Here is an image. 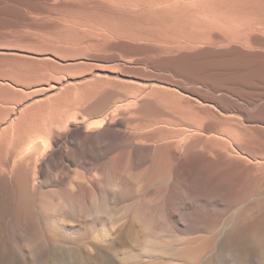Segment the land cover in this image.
<instances>
[{
	"label": "rangeland",
	"instance_id": "1",
	"mask_svg": "<svg viewBox=\"0 0 264 264\" xmlns=\"http://www.w3.org/2000/svg\"><path fill=\"white\" fill-rule=\"evenodd\" d=\"M122 1L123 0H73V1L72 0H39V1L38 0H36V1L35 0H4V1L0 0V109H1L0 110V124H1L0 126L2 127V130L0 127V132L3 131V132H1L2 135L0 134V138H1V136H2V138H4V135L7 136L4 139H2V138L0 139V173H1L0 177L4 178L3 180L0 181V232H1L0 233V257H1L0 264H56V263L57 264H80L81 261L83 262L81 264H104V263L105 264H123V262H124V264H137V263L138 264H164V263L165 264H167V263L178 264L175 259L168 261L166 259L163 260L164 257H161V258H157L158 260H156V258H153L154 259L153 260L150 258L149 259L145 258L144 254L142 256L141 250H142V247L144 246V243H145V239H143V238H146V236H150L151 240H150V242H148V244L151 247H154L156 249H167L168 247L170 248V247L177 245L179 243H187V242H192V241H197V240L205 241L206 239L209 240L208 238H210V237H211L210 240L211 239L218 240L219 239L218 234H219V237H221L222 234L228 230V228L231 229L233 227L232 223L234 224L238 220H239V222L242 223V224L240 223V229L241 230H239V232H238V239H237L238 242L242 243V245L239 243L241 245L240 248L245 250V251L249 250L250 252L253 253L252 262L250 264H258V262H257L258 257L260 256L263 258V253H264V220H262V219H264V196H263L264 195V186L262 187L261 191L255 193V194H252V195H250L247 198H244L242 200L237 201L235 196H236V193H237V190L239 189V187H242L246 184H255L256 182H258L256 179L250 178V177L244 175L245 173L243 172L242 166L243 167H249V168L254 167L256 170V172H255L256 174H260L261 172H263L264 159H262V158H264V120H263L262 116H259V118L262 120H260L258 118V116H256V117L254 116V118L248 117L249 119H247V117L242 112H240L236 109H235L236 110L235 111L234 109H231L229 106L233 100L236 101V99L237 100L240 99L236 102L238 104L244 106L245 108L248 107L246 109L248 111H250L251 113H253L254 108L248 105V101H247L248 96H252V94L253 95L254 94H257V95L264 94L263 93L264 82L263 81H254L253 83L248 84V85L247 84H241L240 82H233L232 85H230L226 82H223L221 80V78H214L212 76L210 77L209 75L203 74V73H201L195 69H176L171 65L164 64L163 60H164V58H166L168 56H171V55H174V54H177L180 52L193 53L195 51H198L199 49L201 50V49H208V48L209 49L212 48V50L217 51V52L229 50L231 48H236V49H239L243 52L246 51L248 53H264V7L258 6L257 8H252V7L249 8V7L239 6L240 4H236L234 6H224V7L218 8L215 11V13L217 15V17H216L217 19L213 18L212 21L210 20L209 22H204V21H201L197 18V19H195V21L193 23H188L186 21L176 19V17L172 16V15L171 16L170 15L137 16L133 13H128L125 10V9H128L131 6V4H136L137 2H142V3L143 2H152L153 0H145V1L144 0H142V1L141 0H124L123 2ZM113 2H116L115 3L116 5ZM93 3H94V5H93ZM5 6H6V8H5ZM119 6H122V7H119ZM5 9H7V11H9V12L5 11ZM229 13L231 16L229 15ZM4 15H5V17H4ZM59 15H60V17H59ZM227 15L230 16V19H229V16L227 19ZM75 18H76V20H74ZM218 18H220V20ZM232 19H233V21H232ZM52 20L54 23H52ZM216 20H218V21L216 22ZM62 21H64V22H62ZM68 21H69V23H66ZM74 21H76V22H74ZM225 21H226V23L227 22H229V23L226 24ZM236 22H237V25H236ZM76 23H77V25H76ZM211 23H212V25H210ZM230 23H234V25L232 24L234 27H232L230 25ZM65 24H67L68 26ZM84 26H85V28H86V26H88L90 28L87 27L85 30ZM230 26H231L232 30H231ZM75 27H77L76 29L78 31L75 30ZM102 27H104V29ZM246 27L247 28L249 27V29H247ZM237 29L239 31H237ZM243 29L248 30V32H245V31L242 32ZM253 29H254V31H253ZM99 30H101V31H99ZM89 31H91L92 33ZM74 32H75V34H74ZM88 32L90 35L88 34ZM101 32H102V34H101ZM233 32H235V33H233ZM83 36H85L86 38ZM149 36H152V37H149ZM228 36H229V40H228ZM222 37H224V38H222ZM103 39H104V41H103ZM183 39L184 40L186 39V41L191 40V41H193L194 44H189V43L187 44V42L184 41ZM67 40H68V42H67ZM113 40H115V41H113ZM147 42H149V43H147ZM179 42H182V45L179 47H176L177 50H175V52H173V53L169 52L168 47L172 46L174 44L178 45ZM160 43L162 45H160ZM199 43H200V45H199ZM203 43L206 45L204 46ZM231 43L232 44L234 43V44L232 45ZM40 44L42 46H40ZM196 44H198V45H196ZM202 44H203V47H202ZM227 45H229V46H227ZM64 46H66V47H64ZM212 46H216V48L212 47ZM112 47H114V48H112ZM181 47H184V48H181ZM218 47L220 49H218ZM97 48L100 51L97 52V50H98ZM142 48H144V49H142ZM7 51L10 53H7ZM50 54H52V55H50ZM123 54H125V56ZM164 54H165V56H164ZM113 55L115 58H114V60H111L112 61L111 62L110 59L113 58ZM58 56H59V58H58ZM71 56H73L76 60ZM96 56L98 58H96ZM222 56H224V55H222ZM222 56H220L219 58H221ZM68 57L70 59L71 58L72 59L70 60ZM227 57H229V56H227ZM130 58H132V60ZM59 59H61L62 61ZM215 59H217L215 56H209V58H206L204 61L212 64V61ZM95 60H97V61H95ZM126 60H128V61H126ZM141 60H144V61H141ZM147 61H149V62H147ZM99 63L103 64V65H100ZM133 64H135V65H133ZM196 64L199 65V63H196ZM105 65H106V67H105ZM138 65H141V66H138ZM193 66H194V64H193ZM112 68H114V70ZM68 69H70V70H68ZM41 70L44 71L43 73L45 75L42 73ZM232 70L231 69H217L215 72H217L220 75L229 73V74L235 75V76H237V75L243 76L245 74H249L246 70L244 71L243 69H239V70L234 69L233 71ZM236 70H238V71L236 72ZM161 71L163 73H160ZM240 71H242V73ZM168 72L173 73L174 75L173 74L169 75ZM176 72H179V74L178 73L176 74ZM251 72L253 73V71H251ZM10 73H11V75H10ZM91 73L93 74L92 76H91ZM191 73H193V74H191ZM66 74L68 76H66ZM148 74H150V75H148ZM166 75H168V76H166ZM198 75H200V76H198ZM203 75H205V76H203ZM98 76H100L101 78H99ZM105 76L107 77L106 78L107 80L105 79ZM148 77L150 79L152 77V79H151L152 81H150V79ZM153 77H155V78H153ZM95 78L97 80L96 82L102 81L101 82L102 84L99 83V84H101V86L98 85V83L96 85V82L94 80ZM176 78H177V80H176ZM55 79L56 80L58 79L57 83H56ZM89 79H91L92 81L94 80V82L90 83ZM102 79H105V82ZM142 79H143V81H141ZM158 79L160 80V82ZM218 79H220V80H218ZM4 80H5V82H4ZM65 80H66V82H65ZM108 80L110 83L108 82ZM138 80H139V82H138ZM121 81H123V82L121 83ZM186 81H187V83H186ZM189 81H190V83H189ZM7 82L9 84H7ZM84 82L86 84H84ZM119 82H120V84H119ZM154 82L159 85V86H157V88H159V90L161 91L160 92V100H159L160 103L157 105V107L151 106L152 108L148 107V108H144V109L137 107L135 109H132L133 111L131 110L126 116L118 115L117 117H119V118L121 117L120 121H119V118L111 115V113H112L111 110L114 111L117 107L126 105V103L128 104L134 97L140 95L141 91L143 89H150L149 84H152ZM164 82H165V84H164ZM59 83H60V85H59ZM63 83L66 86V90L64 88L65 86ZM66 83H67V85H66ZM126 83L128 84L127 88H129V89L126 88ZM191 83L194 84V86H192ZM199 83H200V85H198ZM77 84H78V86L79 85L81 86V87L79 86L80 90L77 87ZM87 84H89V87H90V85L92 87H90V89H89ZM123 84H125V85H123ZM183 84H185V85H183ZM188 84H189V86H188ZM220 84H221V87H217L215 89L214 86H217ZM235 84H236V86H235ZM20 85H23V86H20ZM52 85H56L58 87V88H55L57 91L53 87H52L53 90L51 89ZM68 85H69V87H68ZM122 85L125 86L124 88L127 89L126 91L124 90ZM12 86H13V88L14 87L15 88L13 89ZM33 86H34V88H33ZM129 86H131V87H129ZM140 86H143V87H140ZM43 87L49 88V89H44ZM75 87H77V88H75ZM181 87H183L185 89H183ZM11 88H12V90H11ZM189 88H190V90L191 89L196 90L198 93V97H200L197 99V101L196 100L193 101V104H192L193 107L188 106L185 103V100H190L189 97L187 95H185V94H189L187 92L189 90ZM36 89L38 90L37 93H35ZM71 89L73 90V92ZM74 89H75V91H74ZM85 89H87V91ZM39 90H41V91H39ZM137 90H139V91H137ZM184 90H186V91H184ZM224 90H226V91H224ZM7 91H9V92H7ZM12 91H13V93H12ZM60 91H62L63 93ZM76 91L77 92L80 91V92H78L79 94H77ZM178 91L181 93H179ZM101 92L104 95L101 94ZM60 93H62L63 96ZM66 93H67L68 97H67ZM75 93H76L77 99L74 95ZM114 93H116L117 95H114ZM223 93H224V96H222ZM56 94H58V95L54 96ZM77 95H79V98ZM126 95H128L127 98L128 97H130V98L127 99ZM27 96L31 99H29ZM49 96H51V97H49ZM108 96H110V97H108ZM204 96H207V97L216 96L217 98H224V99L221 100L222 102L218 101V104H220L218 106V104L216 102H214V103L210 102L209 100H206L204 98ZM232 96H233V98H232ZM2 97H4V98H2ZM25 97H27L29 100ZM48 97L51 99H49ZM201 97H203L204 99ZM240 97L243 99H241ZM104 98H106V99H104ZM35 99H37V103L34 102ZM67 100H68V102H67ZM261 100L264 101L263 99L260 98L258 103L261 102L260 104H263L264 102H262ZM23 101H24V103H23ZM41 101L42 102L45 101L46 103H42ZM117 101L120 102L119 105H118ZM241 101H243V102H241ZM1 102L4 104H2ZM25 102L28 104L26 105ZM50 102H52V103L50 104ZM5 103H6V108H5ZM10 103H13L14 105H12ZM34 103H36L35 104L36 106H33ZM18 104H19V106H18ZM20 104H21V106H20ZM52 104H54V105H52ZM209 104H211V105H209ZM1 105H2V107H1ZM31 105H32V108H30ZM48 105H49V107H48ZM51 105H52V108L50 107ZM28 106H30L28 109V112H25ZM56 106H57V108H56ZM115 106H117V107L115 108ZM179 106H181V107H179ZM61 107H64V109ZM208 107L210 110L208 109ZM3 108H5L7 110L4 111ZM23 108H24V110L22 112H25V113L22 114V112L20 110ZM50 108L53 109V111H51ZM157 108H159V109H157ZM249 108H250V110H249ZM2 109H3V111H2ZM61 109H63V111H61ZM90 109H91V111H90ZM225 109L227 111H229V110L230 111L227 113ZM17 110H19V111H17ZM56 110L59 112H64L65 115H68L69 112H73V113H70L71 115L70 114L69 115L73 116V119L77 117L78 120L75 119L76 120L75 121L70 116H66L68 118L70 117L71 120L68 121L67 120L68 118L67 119L65 118L61 122L62 124L61 123L60 124L55 123L51 126V122H52L53 118L50 116L52 114L53 115L56 114L57 113ZM74 110L77 111V114H76V111H74ZM221 110L225 111L226 114ZM33 111L35 112V114H37L39 112V113H44L45 115L39 114V115L35 116L37 119L36 118H35V120L33 119L34 121H36L33 123V126H40V125L41 126L37 129L34 128L36 131L33 132L32 136L33 137L36 136L39 139V143H41L40 141H42L43 139H46L48 137L49 138L52 137L50 139L52 141L49 140L48 143L46 142L47 145H49V144L51 145L50 150L48 148L50 145L48 147H46L47 145H45V140H44L43 144L45 146H43L42 144L40 145L39 153L36 152L33 156L30 157L31 159L27 158V161H29L28 163L25 160L27 164L24 162L25 165H23V168H22V171L20 174L23 173V174L29 175L27 177H29V179H32V180H29L30 183L24 191L21 187L16 185L15 182L13 181L12 176H13V174L15 175V173L17 171V168L15 166H13V159H14V165H15V161H16L15 158H17V157L19 158V156L21 155L20 153L25 152V150H26L25 148L28 146V144H27L28 142L23 143V144H27V145H24V146H26L24 148L23 144L18 146L17 144L15 145L14 143H12L10 141L12 139L11 136H13L12 135V131H13L12 128L15 127L17 122L19 120H21L22 117L25 116L26 114L32 115V116L35 115ZM49 111H50V113H49ZM4 112L6 114H3ZM107 112L110 114H108L109 119H108V122L105 124L106 127L105 126H104L105 128L104 127H102V128L93 127V123L98 121L99 119L103 118L104 116H106ZM12 113L14 114V116ZM82 113H83V115H82ZM49 114H51V115H49ZM237 114H239V117H237L238 116ZM41 115H43V116H41ZM225 115H226V117H225ZM227 115H229V117ZM38 116L44 120L45 124L48 121L47 126L49 128L52 127L50 135L48 134V133H50V130H47L48 128L46 129V127H43L46 125L44 124L43 120L41 121L40 118L38 119ZM92 116L95 118H93ZM13 117L14 118L16 117V118L13 119ZM124 117H127V118L125 119ZM1 118H2V120H1ZM84 118H86V119H84ZM92 118H93V120H92ZM112 118L114 121H118V122L117 123L116 122H114V123L110 122ZM172 118H174V119L172 120ZM245 118L249 121L246 120L247 121L246 122ZM241 119H243V120L241 121ZM8 120H10V122ZM11 120L13 122V126H12V128L9 129L8 127L12 124ZM82 120L83 121L86 120L87 121L86 124L83 123ZM1 121H2V123L3 122H5V123L2 124ZM65 121L66 122L68 121L67 123H69V124L64 125ZM187 121H188V123H191V124H187L186 123ZM261 121H263V122H261ZM163 122L166 123L165 125H167V126H165ZM252 122H253V124H252ZM258 122H260V123H258ZM7 123H8V126L6 125ZM42 123H43V126H42ZM247 123H249V124H247ZM160 124L163 126H161ZM61 125H63V126H61ZM113 125L116 129L113 128ZM190 125H192L193 127ZM244 125H246V126H244ZM5 126H7L8 129ZM156 126H158V127H156ZM199 126H201V127L199 128ZM180 127H181V129H178ZM5 128H6L7 132L5 131ZM43 128H44V130H43ZM127 128H128V131H127ZM191 128H193L194 130ZM202 129L206 133H204L202 131ZM251 129H253V130H251ZM9 130H12V131H9ZM92 130H94V131H92ZM152 130L156 131V132L154 131L155 134L152 133ZM131 131L132 132L134 131V132L132 133ZM150 131H151V133H150ZM190 131L192 132L190 135H191L194 143H193L191 154L188 157V159L187 160L179 159L181 153L177 149L176 151H177V154L179 157L177 159H175V160L173 159L171 161L172 165H173L172 166V174L174 173L173 176H171L172 179L166 180L165 181L166 183L164 182L163 183L164 185L160 184V186H158V184L155 185L153 183H149V180L145 174H146L147 170L149 169V167L151 166L152 153L148 150V147L156 145L155 143L158 141V142H162V144H166L168 142L173 143V145L175 146V149H176L178 147L177 145L185 143V139H183V137H185L186 135L185 136H182V135H184ZM3 133H4V135H3ZM6 133H8V134H6ZM13 133H14V131H13ZM44 134H45V136H44ZM168 134H170V137ZM211 134H213V135H211ZM220 134L222 136H220ZM225 134H227L226 135L227 137L229 135H231L232 140L230 139L231 136H229L230 138H227L226 136H224ZM9 136H10V138H9ZM80 136H82L83 138L82 137L80 138ZM157 136L159 137L158 139L160 141L157 139ZM173 136L176 137L178 140L176 141L175 138H173ZM241 136H242V138H241ZM223 137H225V138H223ZM57 138H58V140H57ZM171 138H173V139H171ZM146 139H147V141H146ZM149 139H151V140H149ZM228 139H230V142ZM233 139L235 142L233 141ZM82 140H83V142H82ZM111 140H112V144L110 142ZM152 140H154V141H152ZM155 140H156V142H155ZM163 140H165V141H163ZM8 141H9V143H8ZM46 141H48V140H46ZM54 141H56V142H54ZM149 141H151V142H149ZM179 141H181V143ZM4 142H6V143H4ZM94 142L97 144L99 142V144L95 146ZM147 142L150 144H147ZM158 142H157V144H158ZM2 143H3V145H2ZM10 143H12L11 145L14 144L13 148H12V146L10 147ZM120 143H121V145H120ZM118 144H119V146H115ZM159 144H161V143H159ZM8 145H9V147H7ZM81 146L83 148H81ZM97 146H98V148H97ZM146 146H148V147H146ZM232 146H233V148H232ZM1 147H3L2 150H1ZM21 147L23 148V150H21L22 149ZM43 148H44V150H43ZM45 148L46 149L48 148V149L45 150ZM256 149H257V151H256ZM9 150H10V152H8ZM17 150H18V152H20L19 154H18ZM223 150H225L226 152ZM50 151H51V153H50ZM140 151H142V152H140ZM229 151H230V153H229ZM231 151H232V153H231ZM46 152H48V153L46 154ZM235 152L238 154H234ZM142 153L144 154L143 156H142ZM239 153H241V155ZM7 154H9V155H7ZM137 154H138V156H137ZM247 154H249V155H247ZM15 155H17V156L15 157ZM137 157H139V158L136 159ZM140 158H142V159H140ZM116 159H118V160L120 159L122 162L128 163L129 172L134 176L135 181H136V188H138L140 190V192H139V190L136 189L137 190V196H136L137 199L134 198L135 200L125 202L124 199L117 197L113 192L111 195L107 196V200L105 202V204H107L105 206L106 212H104L106 218L104 217V213H101L102 216H100L101 214H98L96 212H91V213L83 212L82 210L75 208L73 206H68L67 209H69V210H67V209L59 210L55 206H46V205H44L41 208V210L39 209V206H41L43 204L41 202V200H39V198H42V196H45V195L48 197L50 195H57V194L60 195L66 187L75 188L76 184H78V182L81 180L85 181V183L81 181L82 184L84 183L87 185H91V184L97 183L98 186L100 185L99 187H102L105 184L104 180L105 179L107 180V174H108L110 166L112 164L110 161H114ZM259 160H261V161H259ZM262 160H263V162H262ZM26 166L29 168H27ZM183 168L185 169V171L181 170ZM188 168H192V169L190 170ZM10 169H12V171ZM193 169L195 170L194 172L192 171ZM177 171H178V173H177ZM184 172H185V174H184ZM190 173H193V174L191 175ZM183 174H184V179H183ZM6 175H7V178H6ZM197 175H200V176H197ZM201 175H202V177H201ZM218 175H220V176H218ZM141 176H142V178H141ZM193 176H194V178H193ZM175 178H176V180H174ZM182 180L184 182L187 181L186 183L188 184V186L186 183H183ZM141 181L143 183L144 182L145 183L142 184ZM169 181L171 183H169ZM181 181H182V183H181ZM192 181H193V183H192ZM100 182H102V184H100ZM205 182H206V184H205ZM173 184H174V186H173ZM183 184H186V185H183ZM194 185L196 186V188L193 187ZM189 186H191V188H194V189H191ZM203 187H205V188H203ZM37 188H39V190ZM172 188H175V189L178 188V191L179 190L184 191V192L183 191L181 192V195L177 194L175 196V198L172 196L173 191H170L167 193L166 198L168 199L169 203H171V206L170 207L168 206V208L166 210H167V212L168 211L170 212L172 210L173 213H175V214L169 215V212H168V215L170 217L169 216L167 217L165 224L162 226L163 228H161V226L160 227L159 226L154 227L155 229L153 228L149 232L151 233L152 231H154V230L155 231L149 235V232L144 231L139 226V224L135 220H133L134 219L132 217L133 212L128 210L129 206L131 204H136V202L142 203V202H145L146 200L154 199V198H156L155 196H158V195L160 196V194L165 189H172ZM157 189H158V191H157ZM196 189H198V190H196ZM2 193H3V195H2ZM138 193H139V195H138ZM193 193L194 194L196 193L198 195L195 196L196 194L194 195ZM209 193L210 194L212 193V195H210ZM200 195H203V196H200ZM204 196L205 197L208 196V197L205 198ZM111 197H112V199H111ZM147 197L149 199H147ZM257 197H259L260 199L262 198V199L257 200L258 199ZM20 198H21V201H20ZM190 198L193 201L191 200V201H189L190 202L189 203L187 201ZM212 198H214V199H212ZM115 199H116V201H114ZM206 200L207 201L209 200V202L206 203ZM210 200H212V203L215 201L214 205L217 203V205H215V207H214V209L216 208L215 210H213L214 205L210 202ZM219 200H220V202H219ZM112 202H114L113 205H112ZM181 202L183 204H190L191 209H187V208L185 209L184 205L183 206L180 205V204H182ZM221 202H223V203H221ZM226 202L228 204H226ZM17 203H19V204H17ZM219 203H221L220 204L221 206L220 205L218 206ZM243 203H244V205H242ZM177 204H179V206H176ZM224 204H226V205H224ZM12 205H13V207H12ZM124 205H126V206L124 207ZM192 205H194L195 207H192ZM238 205H240V206H238ZM35 206H36V208H35ZM205 206H206V208H205ZM209 206H210V208H209ZM179 207H181L180 211H178ZM183 207H184V209H183ZM211 207H212L213 212H211L212 211ZM236 207H238V208H236ZM259 207H260V209H259ZM6 209H8L9 211ZM16 209H17V211H16ZM122 209H123V211H122ZM202 209L204 212V216H203ZM234 209H235V211H233ZM174 210H175V212H174ZM185 210H187V211H185ZM193 210L195 213H193ZM208 210L210 211V213H212L211 214L212 216H210V214H207ZM216 210H217V213L216 212L214 213V211H216ZM8 212H9V214H8ZM124 212H125V214H124ZM176 212L178 214H176ZM184 212H185L186 216L184 215ZM233 212L235 213L236 216L234 215ZM190 213L192 214V216L190 215ZM230 213H232L233 215ZM181 214H183V216L181 217L182 220L179 219ZM215 214L219 215L218 218L215 217L216 216ZM242 214H243V216L247 215L246 217H248V216L249 217L244 218L242 216L240 219H238ZM38 215H40V216H38ZM126 215L128 217H126ZM206 215H207V217H206ZM229 215H230V217H229ZM203 217L205 219H203ZM213 217H214V220H213ZM100 218H102V219L100 220ZM169 218H170V220H169ZM225 218H227L226 221H225ZM10 219H11V221H10ZM15 219H16V221H15ZM79 219H81V220H79ZM175 219H176V221H175ZM183 219L185 220V222ZM39 220H41V221H39ZM92 220H94V221L90 222ZM232 220H234V222ZM23 221L25 222L24 224H23ZM181 221H183V223ZM186 221H188V223H186ZM197 221L199 224L201 223V226L198 225ZM224 221H225V223H227V225L224 223ZM71 222H73V224ZM83 222L85 224H83ZM203 222H205V224L206 223H209V224L208 225L206 224V227H205V224H203ZM213 222H214V224H213ZM9 223H11V224H9ZM92 223L95 225H93ZM174 223H175V225H174ZM189 223H191V225ZM228 223L231 224L232 226L229 225ZM97 224H98V227H97ZM22 225H23V228L20 229V226L22 227ZM187 225H188V227H187ZM222 225H224V226H222ZM37 226H38V228H40V227L41 228L38 229ZM184 226H186V227H184ZM208 226L211 227L209 230H208ZM229 226H231V228ZM178 227H180V231L182 233L180 231H178V229H179ZM199 227H202L203 229L199 228ZM216 227L218 229H216ZM220 227L221 228L224 227L223 231ZM65 228H66V230H65ZM121 228H124L126 230H130L133 233L132 234L129 233L127 235V238H126L122 248L114 249L113 248L114 239L111 238V236L113 235L111 232L115 233L116 231H118ZM225 229H227V230H225ZM38 230H40V232L42 233L41 235H39V237H38L37 233L35 232ZM71 230L72 231L75 230V231H73L75 234ZM198 230H200V231H198ZM205 230L207 233L205 232ZM218 230H219V233H218ZM20 231H22V232H20ZM40 232L38 234H40ZM134 232H135V234H134ZM143 232H146V234L145 233L143 234ZM220 232H221V235H220ZM84 233H85V235H84ZM200 233L201 234L203 233L205 236L203 234L201 235ZM108 234L110 237L108 236ZM257 234H259V235H257ZM3 235H4V237H3ZM106 235H107V237H106ZM214 235H216L217 238ZM244 235H245V237H244ZM41 236H43V237H41ZM47 236H49V238ZM260 236H262V237H260ZM66 237L69 238L68 241H67ZM65 238H66V240H65ZM180 238H182L183 240H179ZM204 238H205V240H204ZM261 238H262V240H261ZM39 242L41 244H39ZM55 242H57V243L55 244ZM139 242H140V245H139ZM64 243H66V244H64ZM243 243H244V246L246 247V249H245V247L243 248ZM35 244L39 248L36 251L38 253H41V254L38 258L35 259V261H33L32 258H29L30 257L29 251L31 248H33V246ZM68 244H71V245H68ZM9 245L11 246V248L14 245L13 249H11ZM56 245H58V246H56ZM138 245H139V247H138ZM71 246L73 248H71ZM108 248H110L111 251ZM106 249H108V250H106ZM255 249L257 251H255ZM14 250L17 253H15ZM56 250H58V252ZM69 251H71V252H69ZM116 251L117 252L120 251V253L119 252L117 253ZM123 251H125V252L129 251L128 254L133 255L135 257H133L132 259H127L124 261L122 259V258H124V256L121 255L120 258L122 259V261H121V259H119V261H117L115 256H118V254H122ZM258 252H259V254H258ZM19 253H21V254H19ZM62 253H63V255H62ZM255 253H256V255H255ZM13 254H14V256H13ZM113 255H114V257H113ZM74 256H76V258ZM86 257L88 258V260ZM97 257H100V258L98 259ZM59 258H61V259L63 258L64 261L63 260L61 261V259H59ZM82 258L84 259V261ZM77 259H79V260L77 261ZM161 259L163 261H161ZM99 260H101V261H99ZM128 260H129V262H128ZM39 261H41V262H39ZM97 261H98V263H97ZM155 261H157V262H155ZM219 264H222V263H219Z\"/></svg>",
	"mask_w": 264,
	"mask_h": 264
},
{
	"label": "bare ground",
	"instance_id": "2",
	"mask_svg": "<svg viewBox=\"0 0 264 264\" xmlns=\"http://www.w3.org/2000/svg\"><path fill=\"white\" fill-rule=\"evenodd\" d=\"M4 1V0H3ZM36 1V0H35ZM39 1V0H38ZM73 1V0H72ZM124 1V0H123ZM122 1V2H123ZM142 1V0H141ZM145 1V0H144ZM81 2V1H80ZM130 2V1H129ZM239 2V3H238ZM2 3V2H1ZM83 3V2H82ZM108 3V2H107ZM114 4L116 3V2H113ZM118 3V2H117ZM125 3V2H124ZM119 4V3H118ZM236 4H240L239 6H242V7H249V8H257L258 6H261V7H264V0H153L152 2H137L136 4H131V6L128 8V9H125L126 10V12H128V13H133V14H135V15H137V16H144V15H150V16H162V15H172V16H175L176 17V19H180V20H183V21H186V22H188V23H193L194 21H195V19H199V20H201V21H204V22H209L210 20L212 21V19L213 18H215V19H217L216 17H217V15H216V13H215V11L218 9V8H220V7H224V6H234V5H236ZM6 5V4H5ZM93 5H94V3H93ZM116 5V4H115ZM69 6V5H68ZM108 7V6H107ZM118 7V6H117ZM116 7V8H117ZM119 7H122V6H119ZM126 7V6H125ZM124 7V8H125ZM237 7V6H236ZM5 8H6V6H5ZM3 11V10H2ZM5 11H7V9H5ZM7 12H9V11H7ZM17 12V11H16ZM15 12V13H16ZM14 13V12H13ZM23 13V12H22ZM9 14V13H8ZM12 14V13H11ZM22 15V14H21ZM24 15V14H23ZM229 15H230V13H229ZM229 15H227V19H228V16ZM123 16V15H122ZM125 16V15H124ZM169 16V17H170ZM231 16V15H230ZM230 16H229V19H230ZM4 17H5V15H4ZM3 17V18H4ZM59 17H60V15H59ZM71 17V16H70ZM2 18V19H3ZM127 18V17H126ZM233 18V17H232ZM72 19V18H71ZM214 19V20H215ZM219 20H220V18H218ZM74 20H76V18L74 19ZM223 20V19H222ZM73 21V20H72ZM218 20H216V22H217ZM232 21H233V19H232ZM56 22V21H55ZM62 22H64V21H62ZM61 22V23H62ZM74 22H76V21H74ZM48 23V22H47ZM51 23V22H50ZM49 23V24H50ZM52 23H54L53 22V20H52ZM66 23H69V21L68 22H66ZM78 23V22H77ZM77 23H76V25H77ZM127 23V22H126ZM225 23H226V21H225ZM227 23H229V22H227ZM226 23V24H227ZM43 24V23H42ZM74 24V23H73ZM91 24V23H90ZM89 24V25H90ZM163 24V23H162ZM234 25V23H230V25L232 26V27H234L233 25ZM65 25H67V24H65ZM210 25H212V23L210 24ZM236 25H237V22H236ZM235 25V26H236ZM46 26V25H45ZM44 26V27H45ZM51 26V25H50ZM68 26V25H67ZM231 26H230V28H231ZM240 26V25H239ZM238 26V27H239ZM252 26V25H251ZM250 26V27H251ZM49 27V26H48ZM47 27V28H48ZM88 26H86V28H87ZM107 27V26H106ZM227 27V26H226ZM253 27V26H252ZM52 28V27H51ZM66 28V27H65ZM77 27H75V30H77L76 29ZM83 28V27H82ZM84 28H85V26H84ZM86 28H85V30H86ZM88 28H90V27H88ZM103 29H104V27H102ZM150 28V27H149ZM247 28V27H246ZM102 29V30H103ZM158 29V28H157ZM247 29H249V27L247 28ZM67 30V29H66ZM84 30V29H83ZM88 30V29H87ZM93 30V29H92ZM231 30H232V28H231ZM55 31V30H54ZM78 31V30H77ZM82 31V30H81ZM94 31V30H93ZM99 31H101V30H99ZM98 31V32H99ZM130 31V30H129ZM236 31V30H235ZM237 31H239L238 29H237ZM242 31V30H241ZM248 32V30H244L243 29V31L242 32ZM251 31V30H250ZM253 31H254V29H253ZM89 32H91V31H89ZM89 32H88V34H89ZM104 32V31H103ZM258 32V31H257ZM92 33V32H91ZM94 33V32H93ZM233 33H235V32H233ZM232 33V34H233ZM250 33V32H249ZM74 34H75V32H74ZM101 34H102V32H101ZM218 34V33H217ZM69 35V34H68ZM84 35V34H83ZM86 35V34H85ZM90 35V34H89ZM219 36V35H218ZM83 37H85V36H83ZM89 37V36H88ZM98 37V36H97ZM117 37V36H116ZM149 37H152V36H149ZM227 37V36H226ZM225 37V38H226ZM76 38V37H75ZM86 38V37H85ZM222 38H224V37H222ZM102 39V38H101ZM105 39V38H104ZM104 39H103V41H104ZM129 39V38H128ZM66 40V39H65ZM148 40V39H147ZM182 40V39H181ZM180 40V41H181ZM184 40V39H183ZM228 40H229V36H228ZM263 40V39H262ZM43 41V40H42ZM108 41V40H107ZM110 41V40H109ZM113 41H115V40H113ZM122 41V40H121ZM184 41H186V39L184 40ZM67 42H68V40H67ZM96 42V41H95ZM124 42V41H123ZM146 42V41H145ZM187 42V44L189 43V44H194L193 43V41H191V40H187L186 41ZM185 42V43H186ZM224 42V41H223ZM222 42V43H223ZM60 43V42H59ZM141 43V42H140ZM143 43V42H142ZM147 43H149V42H147ZM162 43V42H161ZM160 43V45H162ZM2 44V43H1ZM130 44V43H129ZM168 44V43H167ZM204 44V43H203ZM203 44H202V47H203ZM232 44V43H231ZM230 44V45H231ZM234 44V43H233ZM232 44V45H233ZM44 45V44H43ZM58 45V44H57ZM166 45V44H165ZM171 45V44H170ZM182 45V42H179L178 43V45H172V46H169L168 47V50H169V52H175V50H177V48L176 47H179V46H181ZM196 45H198V44H196ZM199 45H200V43H199ZM206 44H204V46H205ZM222 45V44H221ZM256 45V44H255ZM28 46V45H27ZM40 46H42L41 44H40ZM77 46V45H76ZM113 46V45H112ZM227 46H229V45H227ZM64 47H66V46H64ZM82 47V46H81ZM99 47V46H98ZM130 47V46H129ZM210 47V46H209ZM212 47H215L216 48V46H212ZM220 47V46H219ZM218 47V49H220ZM222 47V46H221ZM6 48V47H5ZM112 48H114V47H112ZM146 48V47H145ZM181 48H184V47H181ZM223 48V47H222ZM225 48V47H224ZM228 48V47H227ZM98 49V48H97ZM142 49H144V48H142ZM194 49V48H193ZM226 49V48H225ZM256 49V48H255ZM7 50V49H6ZM13 50V49H12ZM147 50V49H146ZM165 50V49H164ZM198 50V49H197ZM70 51V50H69ZM93 51V50H92ZM98 51H100L99 49L97 50V52ZM150 51V50H149ZM152 51V50H151ZM194 51V50H193ZM245 51V50H244ZM87 52V51H86ZM167 52V51H166ZM179 52V51H178ZM251 52V51H250ZM7 53H10V52H8L7 51ZM47 53V52H46ZM91 53V52H90ZM96 53V52H95ZM125 53V52H124ZM18 54V53H17ZM28 54V53H27ZM112 54V53H111ZM227 54V55H226ZM5 55V54H4ZM50 55H52V54H50ZM83 55V54H82ZM110 55V54H109ZM124 56H125V54H123ZM222 55H224V56H222ZM42 56V55H41ZM45 56V55H44ZM90 56V55H89ZM106 56V55H105ZM164 56H165V54H164ZM209 56H215L217 59H215V60H213L212 61V64L211 63H209V62H205L204 60L206 59V58H209ZM220 56H222L221 58H219ZM227 56H229V57H227ZM35 57V56H34ZM71 57H73V56H71ZM111 57V56H110ZM119 57V56H118ZM162 57V56H161ZM58 58H59V56H58ZM57 58V59H58ZM69 58V57H68ZM74 58V57H73ZM96 58H98L97 56H96ZM114 55H113V58L112 59H110V61L111 60H114ZM136 58V57H135ZM212 58V57H211ZM39 59V58H38ZM37 59V60H38ZM54 59V58H53ZM70 59V58H69ZM72 59V58H71ZM70 59V60H71ZM75 59V58H74ZM131 60H132V58H130ZM59 60H61V59H59ZM68 60V59H67ZM76 60V59H75ZM88 60V59H87ZM121 60V59H120ZM62 61V60H61ZM95 61H97V60H95ZM104 61V60H103ZM107 61V60H106ZM126 61H128V60H126ZM130 61V60H129ZM141 61H144V60H141ZM202 63H201V62ZM204 61V62H203ZM60 62V61H59ZM112 62V61H111ZM139 62V61H138ZM147 62H149V61H147ZM93 63V62H92ZM109 63V62H108ZM141 63V62H140ZM163 63L164 64H168V65H171V66H173L174 68H176V69H195V70H197V71H199V72H201V73H203V74H206V75H209L210 77L212 76V77H214V78H221V80L223 81V82H226V83H228V84H230V85H232V83L233 82H240L241 84H251V83H253L254 81H263L264 82V53H248V52H243V51H241V50H239V49H236V48H231V49H229V50H225V51H219V52H217V51H214V50H212V48L211 49H199L198 51H195V52H193V53H186V52H180V53H177V54H174V55H171V56H168V57H166V58H164V60H163ZM196 63H199V65H197ZM100 64V63H99ZM151 64V63H150ZM193 64H194V66H193ZM66 65V64H65ZM69 65V64H68ZM67 65V66H68ZM79 65V64H78ZM77 65V66H78ZM100 65H103V64H100ZM133 65H135V64H133ZM70 66V65H69ZM84 66V65H83ZM138 66H141V65H138ZM145 66V65H144ZM149 66V65H148ZM73 67V66H72ZM90 67V66H89ZM105 67H106V65H105ZM150 67V66H149ZM69 68V67H68ZM77 68V67H76ZM103 68V67H102ZM138 68V67H137ZM153 68V67H152ZM173 68V69H174ZM75 69V68H74ZM78 69V68H77ZM113 70H114V68H112ZM130 69V68H129ZM149 69V68H148ZM217 69H243L244 71L246 70L249 74H245V75H243V76H239V75H237V76H235V75H231V74H223V75H220V74H218L217 72H215ZM68 70H70V69H68ZM99 70V69H98ZM102 70V69H101ZM112 70V71H113ZM128 70V69H127ZM167 70V69H166ZM171 70V69H170ZM232 70V71H233ZM238 70H236V72L238 71ZM42 71V70H41ZM40 71V72H41ZM96 71V70H95ZM116 71V70H115ZM118 71V70H117ZM172 71V70H171ZM170 71V72H171ZM224 71V70H223ZM251 71H253V73L251 72ZM15 72V71H14ZM44 71H42V73H43ZM52 72V71H51ZM125 72V71H124ZM144 72V71H143ZM153 72V71H152ZM151 72V73H152ZM155 72V71H154ZM166 72V71H165ZM164 72V73H165ZM241 73H242V71H240ZM255 72V73H254ZM94 73V72H93ZM105 73V72H104ZM159 73V72H158ZM160 73H163L162 71L160 72ZM159 73V74H160ZM169 73V72H168ZM179 74V72H176V74ZM194 73V72H193ZM193 73H191V74H193ZM220 73V72H219ZM239 73V72H238ZM14 74V73H13ZM44 74V73H43ZM57 74V73H56ZM55 74V75H56ZM96 74V73H95ZM102 74V73H101ZM106 74V73H105ZM142 74V73H141ZM166 74V73H165ZM170 74H173V73H169V75ZM184 74V73H183ZM190 74V73H189ZM197 74V73H196ZM200 74V73H199ZM10 75H11V73H10ZM15 75V74H14ZM13 75V76H14ZM45 75V74H44ZM63 75V74H62ZM76 75V74H75ZM93 74L91 73V76H92ZM117 75V74H116ZM143 75V74H142ZM148 75H150V74H148ZM161 75V74H160ZM174 75V74H173ZM182 75V74H181ZM64 76V75H63ZM66 76H68L67 74H66ZM86 76V75H85ZM84 76V77H85ZM88 76V75H87ZM97 76V75H96ZM166 76H168V75H166ZM197 76V75H196ZM195 76V77H196ZM198 76H200V75H198ZM203 76H205V75H203ZM15 77V76H14ZM13 77V78H14ZM58 77V76H57ZM61 77V76H60ZM65 77V76H64ZM79 77V76H78ZM99 78H101L100 76H98ZM120 77V76H119ZM143 77V76H142ZM161 77V76H160ZM184 77V76H183ZM194 77V78H195ZM12 78V79H13ZM67 78V77H66ZM72 78V77H71ZM70 78V79H71ZM90 78V77H89ZM107 77L105 76V79H106ZM109 78V77H108ZM116 78V77H115ZM149 78V77H148ZM153 78H155V77H153ZM180 78V77H179ZM84 79V78H83ZM87 79V78H86ZM85 79V80H86ZM105 79H102V80H104V82H105ZM140 79V78H139ZM150 79V78H149ZM151 79H152V77H151ZM150 79V81H152ZM163 79V78H162ZM171 79V78H170ZM14 80V79H13ZM56 80V79H55ZM58 80V79H57ZM57 80H56V83H57ZM62 80V79H61ZM72 80V79H71ZM74 80V79H73ZM90 81V83H92V82H94V80H95V82L97 81L96 80V78L92 81L91 79H89ZM107 80V79H106ZM125 80V79H124ZM147 80V79H146ZM159 80V79H158ZM176 80H177V78H176ZM216 80V79H215ZM214 80V81H215ZM218 80H220V79H218ZM12 81V80H11ZM76 81V80H75ZM81 81V80H80ZM116 81V80H115ZM141 81H143V79L141 80ZM148 81V80H147ZM146 81V82H147ZM149 81V82H150ZM206 81V80H205ZM4 82H5V80H4ZM53 82V81H52ZM65 82H66V80H65ZM102 81H98V82H96V85H97V83H98V85H100L101 86V83ZM108 82H109V80H108ZM123 81H121V83H122ZM126 82V81H125ZM138 82H139V80H138ZM159 82H160V80H159ZM208 82V81H207ZM218 82V81H217ZM13 83V82H12ZM15 83V82H14ZM25 83V82H24ZM61 83V82H60ZM60 83H59V85H60ZM99 83H101V84H99ZM110 83V82H109ZM186 83H187V81H186ZM189 83H190V81H189ZM206 83V82H205ZM262 83V82H261ZM5 84V83H4ZM7 84H9L8 82H7ZM6 84V85H7ZM16 84V83H15ZM23 84V83H22ZM29 84V83H28ZM27 84V85H28ZM51 84V83H50ZM64 84V83H63ZM83 84V83H82ZM84 84H86L85 82H84ZM119 84H120V82H119ZM139 84V83H138ZM164 84H165V82H164ZM192 84V83H191ZM256 84V83H255ZM3 85V84H2ZM13 85V84H12ZM19 85V84H18ZM30 85V84H29ZM39 85V84H38ZM43 85V84H42ZM47 85V84H46ZM49 85V84H48ZM58 85V84H57ZM66 85H67V83H66ZM74 85V84H73ZM76 85V84H75ZM88 85V87H89V84H87ZM123 85H125V84H123ZM122 85V86H123ZM128 84L126 83V88L128 87L127 86ZM141 85V84H140ZM182 85V84H181ZM183 85H185V84H183ZM187 85V84H186ZM197 85V84H196ZM198 85H200V83L198 84ZM214 85V84H213ZM225 85V84H224ZM223 85V86H224ZM264 85V84H263ZM11 86V85H10ZM20 86H23V85H20ZM25 86V85H24ZM64 86H65V84H64ZM80 86V85H79ZM79 86H78V84H77V87L79 88ZM121 86V87H122ZM139 86V85H138ZM157 86H159L157 83H152V84H149V87H150V89H143L142 91H141V94L140 95H138V96H136V97H134L128 104L126 103V105H123V106H119V107H117V106H115V110L113 111V110H111L112 111V113H111V115L112 116H114V117H117L118 115H120V116H126L132 109H135V108H137V107H140V108H148V107H157V105L160 103V90H159V88H157ZM171 86V85H170ZM188 86H189V84H188ZM192 86H194V84H192ZM191 86V87H192ZM235 86H236V84H235ZM251 86V85H250ZM27 87V86H26ZM25 87V88H26ZM36 87V86H35ZM55 89V88H58L56 85H52L51 86V89L53 90V88ZM68 87H69V85H68ZM67 87V88H68ZM71 87V86H70ZM77 87H75V88H77ZM81 87V86H80ZM90 87H92L91 85H90ZM90 87H89V89H90ZM125 86H123V88H124ZM129 87H131V86H129ZM140 87H143V86H140ZM145 87V86H144ZM197 87V86H196ZM199 87V86H198ZM215 87V89L217 88V87H221V84L220 85H217V86H214ZM12 88H13V86H12ZM12 88H11V90H12ZM15 88V87H14ZM13 88V89H14ZM33 88H34V86H33ZM41 88V87H40ZM44 88V87H43ZM65 88V90H66V86L64 87ZM94 88V87H93ZM124 88V90L126 91L127 89H129V88ZM175 88V87H174ZM173 88V89H174ZM181 88H183V87H181ZM203 88V87H202ZM230 88V87H229ZM237 88V87H236ZM8 89V88H7ZM6 89V90H7ZM19 89V88H18ZM21 89V88H20ZM27 89V88H26ZM29 89V88H28ZM44 89H49V88H44ZM69 89V88H68ZM98 89V88H97ZM131 89V88H130ZM139 89V88H138ZM164 89V88H163ZM178 89V88H177ZM183 89H185V88H183ZM211 89V88H210ZM238 89V88H237ZM240 89V88H239ZM245 89V88H244ZM247 89V88H246ZM252 89V88H251ZM250 89V90H251ZM17 90V89H16ZM22 90V89H21ZM56 90V89H55ZM62 90V89H61ZM72 90V89H71ZM79 90H80V88H79ZM86 91H87V89H85ZM123 90V91H124ZM133 90V89H132ZM220 90V89H219ZM24 91V90H23ZM33 91V90H32ZM37 89H36V92L35 93H37ZM39 91H41V90H39ZM57 91V90H56ZM74 91H75V89H74ZM100 91V90H99ZM122 91V92H123ZM124 91V92H125ZM137 91H139V90H137ZM177 91V90H176ZM184 91H186V90H184ZM205 91V90H204ZM222 91V90H221ZM224 91H226V90H224ZM7 92H9V91H7ZM31 92V91H30ZM43 92V91H42ZM49 92V91H48ZM47 92V93H48ZM60 92H62V91H60ZM72 92H73V90H72ZM77 92V91H76ZM78 92H80V91H78ZM77 92V94H79ZM97 92V91H96ZM121 92V93H122ZM165 92V91H164ZM174 92V91H173ZM179 92V91H178ZM189 94H185V95H187L188 97H189V99L190 100H185V103L188 105V106H192L193 107V101L194 100H196L197 101V99L198 98H200V97H198V93H197V91L196 90H190V88H189V90L187 91ZM223 92V91H222ZM261 92V91H260ZM12 93H13V91H12ZM63 93V92H62ZM62 93H60L62 96H63V94ZM179 93H181V92H179ZM209 93V92H208ZM250 93V92H249ZM262 93V92H261ZM263 93H264V91H263ZM49 94V93H48ZM47 94V95H48ZM51 94V93H50ZM59 94V93H58ZM58 94H56V95H54V96H57ZM73 94V93H72ZM101 94H103L102 92H101ZM100 94V95H101ZM183 94V93H182ZM210 94V93H209ZM221 94V93H220ZM244 94V93H243ZM6 95V94H5ZM37 95V94H36ZM42 95V94H41ZM46 95V94H45ZM66 95H67V93H66ZM71 95V94H70ZM75 95V97H76V93L74 94ZM89 95V94H88ZM104 95V94H103ZM107 95V94H106ZM105 95V96H106ZM114 95H117L116 93H114ZM184 95V94H183ZM204 95V94H203ZM38 96V95H37ZM72 96V95H71ZM78 96V98H79V95H77ZM120 96V95H119ZM127 96L128 95H126V98H127ZM222 96H224V93H223V95ZM5 97V96H4ZM4 97H2V98H4ZM28 97V96H27ZM27 97H25V98H27ZM35 97V96H34ZM49 97H51V96H49ZM48 97V98H49ZM67 97H68V95H67ZM91 97V96H90ZM97 97V96H96ZM108 97H110V96H108ZM121 97V96H120ZM125 97V96H124ZM187 97V98H188ZM221 97V96H220ZM261 99H263L264 100V94H262V95H257V94H252V96H248V105L249 106H251V107H253L254 108V111H253V113H251L250 111H248L246 108H248V107H244V106H242V105H240V104H238L236 101H238V100H240V99H236V101H232L231 103H230V108L231 109H236V110H238V111H240V112H242L246 117H247V119H249L248 117H253L254 118V116L256 117V116H258V118H259V116H262L263 117V120H264V103L263 104H260V103H258V101L260 100V98ZM29 98V97H28ZM27 98V99H28ZM36 98V97H35ZM42 98V97H41ZM53 98V97H52ZM59 98V97H58ZM89 98V97H88ZM95 98V97H94ZM98 98V97H97ZM116 98V97H115ZM128 98H130V97H128ZM127 98V99H128ZM201 98H203V97H201ZM204 98L206 99V100H209L210 102H216L217 104H218V101H221V100H223L224 98H217L216 96H209V97H207V96H204ZM203 98V99H204ZM232 98H233V96H232ZM241 98V97H240ZM29 99H31V98H29ZM28 99V100H29ZM33 99V98H32ZM49 99H51V98H49ZM76 99H77V97H76ZM104 99H106V98H104ZM231 99V98H230ZM241 99H243V98H241ZM2 100V99H1ZM26 100V99H25ZM85 100V99H84ZM90 100V99H89ZM245 100V99H244ZM33 101V100H32ZM31 101V102H32ZM46 101V100H45ZM42 102V103H46V102ZM52 101V100H51ZM70 101V100H69ZM75 101V100H74ZM120 101V100H119ZM119 101H117L118 102V105H119ZM227 101V100H226ZM262 101V100H261ZM5 102V101H4ZM34 102H36L37 103V99H35L34 100ZM55 102V101H54ZM67 102H68V100H67ZM105 102V101H104ZM164 102V101H163ZM205 102V101H204ZM222 102V101H221ZM241 102H243V101H241ZM240 102V103H241ZM246 102V101H245ZM262 102H264V101H262ZM2 103V102H1ZM22 103V102H21ZM23 103H24V101H23ZM22 103V104H23ZM26 103V102H25ZM36 103H34V105L33 106H36L35 104ZM52 102H50V104H51ZM70 103V102H69ZM83 103V102H82ZM106 103V102H105ZM175 103V102H174ZM207 103V102H206ZM220 103V102H219ZM2 104H4V103H2ZM10 104H12V105H14L13 103H10ZM28 103H26V105H27ZM39 104V103H38ZM73 104V103H72ZM96 104V103H95ZM98 104V103H97ZM108 104V103H107ZM117 104V103H116ZM205 104V103H204ZM222 104V103H221ZM242 104V103H241ZM47 105V104H46ZM52 105H54V104H52ZM52 105L50 106L51 108H52ZM57 105V104H56ZM69 105V104H68ZM77 105V104H76ZM104 105V104H103ZM122 105V104H121ZM209 105H211V104H209ZM220 104H218V106H219ZM247 105V104H246ZM4 106V105H3ZM18 106H19V104H18ZM20 106H21V104H20ZM79 106V105H78ZM162 106V105H161ZM215 106V105H214ZM1 107H2V105H1ZM15 107V106H14ZM13 107V108H14ZM17 107V106H16ZM29 107L30 106H28L27 107V109H26V111L25 112H28V109H29ZM48 107H49V105H48ZM65 107V106H64ZM64 107H61V108H63L64 109ZM77 107V106H76ZM151 107V108H152ZM179 107H181V106H179ZM210 107V106H209ZM209 107H208V109H209ZM221 107V106H220ZM5 108H6V103H5ZM5 108H3L4 109V111L5 110H7V109H5ZM11 108V107H10ZM18 108V107H17ZM30 108H32V105H31V107ZM43 108V107H42ZM50 108V109H51ZM56 108H57V106H56ZM71 108V107H70ZM217 108V107H216ZM3 109H2V111H3ZM37 109V108H36ZM63 109H61V111H63ZM74 109V108H73ZM76 109V108H75ZM79 109V108H78ZM77 109V110H78ZM154 109V108H153ZM157 109H159V108H157ZM222 109V108H221ZM1 110V109H0ZM24 110V108L23 109H21L20 111L22 112ZM67 110V109H66ZM70 110V109H69ZM93 110V109H92ZM180 110V109H179ZM210 110V109H209ZM226 110V109H225ZM235 110V111H236ZM249 110H250V108H249ZM17 111H19V110H17ZM30 111V110H29ZM51 111H53V109H51ZM57 111V110H56ZM73 111V110H72ZM74 111H76V110H74ZM90 111H91V109H90ZM110 111V112H111ZM133 111V110H132ZM137 111V110H136ZM135 111V112H136ZM213 111V110H212ZM221 111H223V110H221ZM230 111V110H229ZM229 111H227L226 110V112L228 113ZM233 111V110H232ZM25 112H22V114L23 113H25ZM31 112V111H30ZM34 112V111H33ZM42 112V111H41ZM84 112V111H83ZM181 112V111H180ZM224 113H225V111H223ZM15 113V112H14ZM19 113V112H18ZM49 113H50V111H49ZM70 113H73V112H69V114ZM3 114H6L5 112L3 113ZM13 114V113H12ZM16 114V113H15ZM34 114H35V112H34ZM39 114H44V113H37V114H35V115H25V116H23L22 117V119L21 120H19L18 122H17V124L15 125V127H13L12 128V126H13V122H12V120L13 119H15L14 117H13V119L11 120V122H12V124L8 127L9 129L10 128H12L13 129V131H14V133H13V131L12 130H9V131H12V135L13 136H11L12 137V139H11V141L10 142H12V143H14L15 145L17 144L18 146H20L21 144H23V143H25V142H28L27 144H28V146L26 147V146H24V145H27V144H23V146H24V148L26 149H24L25 150V152L23 153L21 150H23V146L21 147L22 149L20 150L22 153H20V152H18V150H17V152H18V154L20 153L21 155L19 156V158L17 157V158H15L16 159V161H15V165H14V159H13V166H15L16 168H17V171H16V173H15V175L13 174V176H12V178H13V181L15 182V184L16 185H18L19 187H21L24 191H25V189L27 188V186L29 185V180H32V179H29V177H27V176H29V175H26V174H20L21 173V171H22V168H23V165H25V163H26V161H27V158H30L31 156H33L36 152H38L39 153V150H40V145L42 144L43 146H45V145H47V143L49 142V140L52 138H46V139H43L42 141H40L41 143H39V139L36 137V136H32V134H33V132H35L36 130L35 129H37V128H39L40 126H33V123L34 122H36V121H34L35 120V116H37V115H39ZM65 115L64 114V112H59V111H57V113L56 114H49V115H51L50 117H52L53 118V120H52V122H51V126L53 125V124H55V123H58V124H60L65 118L67 119L68 117H66V116H70V115ZM76 114H77V111H76ZM92 114V113H91ZM108 114H110V113H108L107 112V115L106 116H102L103 118H101V119H99L98 121H96V122H94L93 123V127H98V128H102V127H104L105 126V124L108 122V119H109V117H108ZM134 114V113H133ZM216 114V113H215ZM226 114V113H225ZM231 114V113H230ZM229 114V115H230ZM236 114V113H235ZM19 115V114H18ZM45 115V114H44ZM74 115V114H73ZM82 115H83V113H82ZM95 115V114H94ZM229 115H227L228 117H229ZM238 116L237 117H239V114H237ZM241 115V114H240ZM9 116V115H8ZM13 116H14V114H13ZM16 116V115H15ZM20 116V115H19ZM41 116H43V115H41ZM77 116V115H76ZM89 116V115H88ZM129 116V115H128ZM127 116V117H128ZM180 116V115H179ZM204 116V115H203ZM234 116V115H233ZM242 116V115H241ZM3 117V116H2ZM10 117V116H9ZM18 117V116H17ZM72 119H73V116H70ZM70 117L67 119L68 121H70L71 119H70ZM93 117V116H92ZM111 117V116H110ZM127 117H124L125 119L127 118ZM225 117H226V115H225ZM243 117V116H242ZM20 118V117H19ZM40 117L38 116V119H39ZM47 118V117H46ZM45 118V119H46ZM87 118V117H86ZM86 118H84V119H86ZM93 118H95V117H93ZM93 118H92V120H93ZM117 118H119V117H117ZM131 118V117H130ZM176 118V117H175ZM216 118V117H215ZM241 118V117H240ZM5 119V118H4ZM34 119V120H33ZM37 119V118H36ZM41 119V121L43 120L42 118H40ZM78 120L77 119V117L76 118H74L73 120ZM82 119V118H81ZM89 119V118H88ZM120 119H121V117L119 118V121H120ZM174 118H172V120H173ZM213 119V118H212ZM218 119V118H217ZM246 118H245V121L247 120ZM257 119V118H256ZM260 119V118H259ZM1 120H2V118H1ZM17 120V119H16ZM75 120V121H76ZM171 120V121H172ZM243 119H241V121H242ZM260 120H262V119H260ZM9 122H10V120H8ZM7 121V122H8ZM14 121V120H13ZM67 121V122H68ZM74 121V122H75ZM80 121V120H79ZM83 121V120H82ZM169 121V120H168ZM218 121V120H217ZM247 121H249V120H247ZM246 121V122H247ZM256 121V120H255ZM258 121V120H257ZM16 122V121H15ZM43 122H44V120H43ZM48 122V121H47ZM47 122H46V124H45V122H44V124L46 125V126H43V123H42V126L43 127H46V129L47 130H50V133H48L49 135L51 134V128L52 127H48L47 126ZM66 121H65V123H64V125L65 124H69V123H67ZM78 122V121H77ZM86 120H84L83 121V123H85L86 124ZM110 122H118V121H114L113 120V118L111 119V121ZM127 122V121H126ZM173 122V121H172ZM261 122H263V121H261ZM1 123H2V121H1ZM3 123H5V122H3ZM2 123V124H3ZM82 123V122H81ZM164 123V122H163ZM168 123V122H167ZM187 124H191V123H188V121L186 122ZM200 123V122H199ZM242 123V122H241ZM245 123V122H244ZM255 123V122H254ZM258 123H260V122H258ZM25 124V125H24ZM62 124V123H61ZM126 124V123H125ZM166 123H164V125H165ZM178 124V123H177ZM204 124V123H203ZM247 124H249V123H247ZM252 124H253V122H252ZM251 124V125H252ZM262 124V123H261ZM1 125V124H0ZM7 126H8V123L6 124ZM116 125V124H115ZM159 125V124H158ZM161 125V124H160ZM173 125V124H172ZM258 125V124H257ZM7 126H5L6 128H7ZM61 126H63V125H61ZM112 126V125H111ZM127 126V125H126ZM161 126H163V125H161ZM165 126H167V125H165ZM183 126V125H182ZM181 126V127H182ZM185 126V125H184ZM190 126H192V125H190ZM202 126V125H201ZM201 126H199V128L201 127ZM244 126H246V125H244ZM253 126V125H252ZM1 127V126H0ZM65 127V126H64ZM67 127V126H66ZM106 127V126H105ZM104 127V128H105ZM119 127V126H118ZM156 127H158V126H156ZM173 127V126H172ZM181 127L180 128H178V129H181ZM193 127V126H192ZM263 127V126H262ZM6 128H5V131L7 132V130H6ZM7 128V129H8ZM35 128V129H34ZM54 128V127H53ZM59 128V127H58ZM57 128V129H58ZM80 128V127H79ZM113 128H115L114 127V125H113ZM169 128V127H168ZM185 128V127H184ZM189 128V127H188ZM195 128V127H194ZM92 129V128H91ZM116 129V128H115ZM121 129V128H120ZM131 129V128H130ZM129 129V130H130ZM170 129V128H169ZM174 129V128H173ZM177 129V130H178ZM191 129H193V128H191ZM197 129V128H196ZM1 130H2V127H1ZM43 130H44V128H43ZM46 130V131H47ZM78 130V129H77ZM101 130V129H100ZM158 130V129H157ZM185 130V129H184ZM194 130V129H193ZM198 130V129H197ZM251 130H253V129H251ZM92 131H94V130H92ZM124 131V130H123ZM126 131V130H125ZM127 131H128V128H127ZM135 131V130H134ZM133 131V132H134ZM155 131V130H154ZM154 131L152 130V133L153 134H155L154 133ZM202 131L204 132V130L202 129ZM1 132H3V131H1ZM1 132H0V134H1ZM44 132V131H43ZM130 132V131H129ZM132 132V131H131ZM132 132V133H133ZM136 132V131H135ZM156 132V131H155ZM180 132V131H179ZM186 132V131H185ZM200 132V131H199ZM198 132V133H199ZM212 132V131H211ZM256 132V131H255ZM5 133V132H4ZM4 133H3V135H4ZM9 133V132H8ZM8 133H6V134H8ZM86 133V132H85ZM128 133V132H127ZM150 133H151V131H150ZM159 133V132H158ZM162 133V132H161ZM192 132L190 131V132H188V133H186V134H184V135H182V136H185V137H183V139H185V143H182V144H180V145H177L178 147L175 149V146L173 145V143H166V144H162V142H158V144H157V142H156V140L159 138L158 136H157V139L155 140V144L156 145H154V146H151V147H148V146H146V147H148V150L152 153V157H151V166L149 167V169L147 170V172H146V177L148 178V180H149V183H153V184H158V186H160V184H163L166 180H170V179H172L171 178V176H173V174H172V160L174 159H177L179 156H178V154H177V149L179 150V152L181 153V155H180V158L179 159H182V160H187L188 159V157L190 156V154H191V151H192V147H193V143H194V141L192 140V137H191V134ZM204 133H206V132H204ZM217 133V132H216ZM143 134V133H142ZM201 134V133H200ZM223 134V133H222ZM2 135V134H1ZM10 135V134H9ZM43 135V134H42ZM169 135V137H170V134H168ZM176 135V134H175ZM204 135V134H203ZM209 135V134H208ZM211 135H213V134H211ZM215 135V134H214ZM217 135V134H216ZM227 134H225L224 136H226ZM44 136H45V134H44ZM48 136V135H47ZM92 136V135H91ZM145 136V135H144ZM181 136V137H182ZM218 136V135H217ZM220 136H222L221 134H220ZM229 136H231V135H229ZM227 137V138H230V137ZM5 137H7V136H5L4 135V138ZM56 137V136H55ZM79 137V136H78ZM82 136H80V138H81ZM85 137V136H84ZM94 137V136H93ZM165 137V136H164ZM203 137V136H202ZM251 137V136H250ZM261 137V136H260ZM1 138H2V136H1ZM0 138V139H1ZM4 138H2V139H4ZM9 138H10V136H9ZM40 138V137H39ZM59 138V137H58ZM58 138H57V140H58ZM83 138V137H82ZM86 138V137H85ZM96 138V137H95ZM173 138H175V140L177 141L178 139L176 138V137H174L173 136ZM173 138H171V139H173ZM201 138V137H200ZM222 138V137H221ZM223 138H225V137H223ZM241 138H242V136H241ZM87 139V138H86ZM97 139V138H96ZM127 139V138H126ZM142 139V138H141ZM182 139V138H181ZM202 139V138H201ZM231 140H232V136H231V138H230ZM230 139H228L229 140V142H230ZM41 140V139H40ZM45 140V145L43 144V141ZM46 140H48V141H46ZM56 140V141H57ZM84 140V139H83ZM83 140H82V142H83ZM145 140V139H144ZM149 140H151V139H149ZM159 140V139H158ZM166 140V139H165ZM165 140H163V141H165ZM170 140V139H169ZM50 141H52V140H50ZM56 141H54V142H56ZM94 141V140H93ZM141 141V140H140ZM146 141H147V139H146ZM152 141H154V140H152ZM160 141V140H159ZM162 141V140H161ZM168 141V140H167ZM233 141H234V139H233ZM47 142V143H46ZM53 142V143H54ZM97 142V141H96ZM111 142V144H112V140L110 141ZM142 142V141H141ZM149 142H151V141H149ZM180 143H181V141H179ZM184 142V141H183ZM235 142V141H234ZM233 142V143H234ZM4 143H6V142H4ZM8 143H9V141H8ZM7 143V144H8ZM12 143H10V147L12 146V148H13V145H11ZM95 143V142H94ZM93 143V144H94ZM153 143V142H152ZM151 143V144H152ZM159 143H161V144H159ZM56 144V143H55ZM80 144V143H79ZM98 144H99V142H98ZM97 143H95L94 145L96 146V145H98ZM114 144V143H113ZM145 144V143H144ZM147 144H150V143H148L147 142ZM146 144V145H147ZM2 145H3V143H2ZM50 145V144H49ZM49 145H47L46 147H48ZM58 145V144H57ZM82 145V144H81ZM120 145H121V143H120ZM125 145V144H124ZM153 145V144H152ZM112 146V145H111ZM115 146H119V144L118 145H115ZM234 146V145H233ZM233 146H232V148H233ZM7 147H9V145L7 146ZM42 147V146H41ZM237 147V146H236ZM244 147V146H243ZM2 148L3 147H1V150H2ZM49 148V150L51 149V145L48 147ZM47 148V149H48ZM81 148H83L82 146H81ZM97 148H98V146H97ZM128 148V147H127ZM8 149V148H7ZM11 149V148H10ZM16 149V148H15ZM46 148H45V150H47ZM124 149V148H123ZM147 149V148H146ZM43 150H44V148H43ZM97 150V149H96ZM95 150V151H96ZM181 150V151H180ZM226 150V149H225ZM225 150H223V151H225ZM74 151V150H73ZM120 151V150H119ZM134 151V150H133ZM256 151H257V149H256ZM5 152V151H4ZM3 152V153H4ZM8 152H10V150L8 151ZM16 152V151H15ZM136 152V151H135ZM134 152V153H135ZM140 152H142V151H140ZM226 152V151H225ZM228 152V151H227ZM41 153V152H40ZM48 152H46V154H47ZM50 153H51V151H50ZM144 153V152H143ZM142 153V156L144 155ZM229 153H230V151H229ZM231 153H232V151H231ZM250 153V152H249ZM45 154V155H46ZM140 154V153H139ZM234 154H238V153H234ZM240 155H241V153H239ZM243 154V153H242ZM7 155H9V154H7ZM231 155V154H230ZM247 155H249V154H247ZM17 155H15V157H16ZM44 156V155H43ZM137 156H138V154H137ZM141 156V155H140ZM139 156V157H140ZM245 156V155H244ZM139 157H137L136 159H138ZM241 157V156H240ZM246 157V156H245ZM9 158V157H8ZM43 158V157H42ZM114 158V157H113ZM228 158V157H227ZM18 159V160H17ZM31 159V158H30ZM115 159V158H114ZM140 159H142V158H140ZM247 159V158H246ZM258 159V158H257ZM262 159H264V158H262ZM26 160V161H25ZM181 160V161H182ZM180 161V160H179ZM259 161H261V160H259ZM25 162V163H24ZM29 161H27V163H28ZM112 164H111V166H110V169H109V172H108V174H107V180L105 181L104 180V185L102 186V187H99L98 186V184L97 183H94V184H91V185H87V184H84L85 183V181H82V182H84L83 184H82V182L81 181H79L78 182V184H76V189L75 188H73V187H66L64 190H63V192L60 194V195H50L49 197L48 196H42V198H39V200H41V202L43 203L41 206H39V209L41 210V208L44 206V205H46V206H55L56 208H58L59 210H65V209H67V207L68 206H73V207H75V208H78V209H80V210H82L83 212H87V213H91V212H96V213H98V214H101V213H104V212H106V208H105V206L107 205V204H105V202H106V200H107V196H109V195H111L113 192H114V194L117 196V197H120L121 199H124V201L126 202V201H131V200H135L134 198H136V196H137V190L136 189H138V188H136V181H135V178H134V176L129 172V169H128V163L127 162H122L120 159L118 160V159H116V160H114V161H110ZM109 162V163H110ZM262 162H263V160H262ZM26 163V164H27ZM260 164V163H259ZM109 165V164H108ZM182 165V164H181ZM28 166V165H27ZM26 166V167H27ZM11 167V166H10ZM195 167V166H194ZM234 167V166H233ZM263 167H264V165H263ZM14 168V167H13ZM27 168H29V167H27ZM196 168V167H195ZM188 169H192V168H188ZM242 169H243V172L245 173L244 175H246V176H248V177H250V178H254V179H256L258 182H256L255 184H246V185H244V186H242V187H239V189L237 190V193H236V200L238 201V200H242V199H244V198H247L248 196H250V195H252V194H255V193H257V192H259V191H261L262 190V187L264 186V169H263V172H261L260 174H256L255 172H256V170H255V168L254 167H252V168H249V167H243L242 166ZM11 171H12V169H10ZM29 170V169H28ZM133 170V169H132ZM181 170H184L185 171V169L183 168V169H181ZM180 171V170H179ZM193 172L195 171L194 169L192 170ZM206 171V170H205ZM10 172V171H9ZM14 172V171H13ZM29 172V171H28ZM174 172V171H173ZM191 172V171H190ZM133 173V172H132ZM177 173H178V171H177ZM182 173V172H181ZM189 173V172H188ZM187 173V174H188ZM218 173V172H217ZM1 174V173H0ZM29 174V173H28ZM184 174H185V172H184ZM184 174H183V179H184ZM186 174V175H187ZM191 175L193 174V173H190ZM178 175V174H177ZM196 175V174H195ZM206 175V174H205ZM212 175V174H211ZM2 176V175H1ZM31 176V175H30ZM197 176H200V175H197ZM218 176H220V175H218ZM234 176V175H233ZM36 177V176H35ZM145 177V176H144ZM145 177V178H146ZM201 177H202V175H201ZM210 177V176H209ZM6 178H7V175H6ZM31 178V177H30ZM106 178V177H105ZM141 178H142V176H141ZM182 178V177H181ZM193 178H194V176H193ZM220 178V177H219ZM228 178V177H227ZM230 178V177H229ZM4 178L3 177H0V181L1 180H3ZM36 179V178H35ZM203 179V178H202ZM214 179V178H213ZM216 179V178H215ZM218 179V178H217ZM224 179V178H223ZM34 180V179H33ZM174 180H176V178L174 179ZM190 180V179H189ZM227 180V179H226ZM248 180V179H247ZM5 181V180H4ZM146 181V180H145ZM178 181V180H177ZM183 181V180H182ZM182 181H181V183H182ZM223 181V180H222ZM81 182V183H80ZM142 182V181H141ZM180 182V181H179ZM178 182V183H179ZM187 181H183V183H186ZM190 182V181H189ZM188 182V183H189ZM229 182V181H228ZM262 182V183H261ZM145 183V182H144ZM143 182H142V184H144ZM166 183V182H165ZM169 183H171L170 181H169ZM168 183V184H169ZM175 183V182H174ZM177 183V184H178ZM192 183H193V181H192ZM100 184H102V182H100ZM152 184V185H153ZM180 184V183H179ZM187 184V183H186ZM186 184H183V185H186ZM201 184V183H200ZM205 184H206V182H205ZM140 185V184H139ZM164 185V184H163ZM173 186H174V184H173ZM187 186H188V184H187ZM186 186V187H187ZM203 186V185H202ZM206 186V185H205ZM223 186V185H222ZM185 187V188H186ZM190 188H191V186H189ZM193 187H195L196 188V186L194 185ZM147 188V187H146ZM203 188H205V187H203ZM38 190H39V188H37ZM191 189H194V188H191ZM230 189V188H229ZM30 190V189H29ZM139 190V189H138ZM148 190V189H147ZM150 190V189H149ZM176 190V191H175ZM186 190V189H185ZM196 190H198V189H196ZM227 190V189H226ZM157 191H158V189H157ZM170 191H173V194H172V196L175 198V196L177 195V194H180L181 195V192L183 191H178V188L177 189H175V188H172V189H165L161 194H160V196L158 195V196H155L156 198H154V199H149L148 197H147V199H149V200H146L145 202H142V203H137L136 202V204H129L130 206H129V211H131V212H133V220H135L138 224H139V226L144 230V231H146V232H149L151 229H153L154 227H160L161 226V228H163L162 226L165 224V221H166V219H167V217L169 216V215H174L175 213H173V211L171 210L170 212H169V215H168V212H167V208H168V206L170 207L171 206V203H169V201H168V199L166 198L167 197V193L168 192H170ZM194 191V190H193ZM33 192V191H32ZM139 192H140V190H139ZM148 192V191H147ZM184 192V191H183ZM196 192V191H195ZM203 192V191H202ZM232 192V191H231ZM4 193V192H3ZM3 193H2V195H3ZM24 193V192H23ZM208 193V192H207ZM228 193V192H227ZM35 194V193H34ZM171 194V193H170ZM194 194V193H193ZM196 194V193H195ZM194 194V195H195ZM210 194V193H209ZM39 195V194H38ZM138 195H139V193H138ZM144 195V194H143ZM198 194H196L195 196H197ZM210 195H212V193L210 194ZM18 196V195H17ZM113 196V195H112ZM200 196H203V195H200ZM231 196V195H230ZM254 196V195H253ZM252 196V197H253ZM257 196V195H256ZM264 196V195H263ZM262 196V197H263ZM22 197V196H21ZM38 197V196H37ZM152 197V196H151ZM205 197V196H204ZM203 197V198H204ZM208 197V196H207ZM207 197H205V198H207ZM222 197V196H221ZM110 198V197H109ZM169 198V197H168ZM256 198V197H255ZM258 199L257 200H259L260 198L259 197H257ZM6 199V198H5ZM15 199V198H14ZM111 199H112V197H111ZM117 199V198H116ZM116 199L114 200V201H116ZM137 199V198H136ZM212 199H214V198H212ZM222 199V198H221ZM254 199V198H253ZM262 199V198H261ZM260 199V200H261ZM37 200V199H36ZM177 200V199H176ZM192 199L190 198L187 202H189V201H191ZM197 200V199H196ZM225 200V199H224ZM20 201H21V198H20ZM19 201V202H20ZM137 201V200H136ZM193 201V200H192ZM13 202V201H12ZM38 202V201H37ZM108 202V201H107ZM124 202V203H125ZM183 202V201H182ZM181 202V203H182ZM207 202H209V200L207 201L206 200V203ZM210 202L212 203V200H210ZM217 202V201H216ZM219 202H220V200H219ZM57 203V204H56ZM110 203V202H109ZM113 203L114 202H112V205H113ZM132 203V202H131ZM135 203V202H134ZM178 203V202H177ZM184 203V202H183ZM180 204V205H184L185 206V209L187 208V209H191V206H190V204ZM190 203V202H189ZM214 203H215V201L212 203L213 205H214ZM221 203H223V202H221ZM221 203H219L218 204V206L221 204ZM242 203V202H241ZM250 203V202H249ZM17 204H19V203H17ZM33 204V203H32ZM226 204H228L227 202H226ZM226 204H224V205H226ZM110 205V204H109ZM203 205V204H202ZM201 205V206H202ZM211 205V204H210ZM215 205H217V203L215 204ZM215 205L213 206V210H215L214 209V207H215ZM242 205H244V203L242 204ZM251 205V204H250ZM7 206V205H6ZM126 205H124V207H125ZM176 206H179V204H177ZM221 206V205H220ZM230 206V205H229ZM238 206H240V205H238ZM260 206V205H259ZM8 207V206H7ZM12 207H13V205H12ZM19 207V206H18ZM192 207H195L194 205H192ZM228 207V206H227ZM249 207V206H248ZM17 208V207H16ZM35 208H36V206H35ZM123 208V207H122ZM181 207H179V210L178 211H180L181 209H180ZM203 208V207H202ZM205 208H206V206H205ZM209 208H210V206H209ZM236 208H238V207H236ZM235 208V209H236ZM4 209V208H3ZM10 209V208H9ZM77 209V210H78ZM173 209V208H172ZM183 209H184V207H183ZM196 209V208H195ZM219 209V208H218ZM235 209L233 210V211H235ZM259 209H260V207H259ZM6 210H8V209H6ZM67 210H69V209H67ZM110 210V209H109ZM125 210V209H124ZM170 210V209H169ZM211 210H212V207H211ZM213 210L211 211V212H213ZM4 211V210H3ZM9 211V210H8ZM16 211H17V209H16ZM15 211V212H16ZM19 211V210H18ZM79 211V210H78ZM111 211V210H110ZM122 211H123V209H122ZM185 211H187V210H185ZM228 211V210H227ZM29 212V211H28ZM112 212V211H111ZM110 212V213H111ZM174 212H175V210H174ZM202 212H203V209H202ZM217 213V210L216 211H214V213ZM232 212V211H231ZM237 212V211H236ZM62 213V212H61ZM187 213V212H186ZM193 213H195L194 212V210H193ZM234 213V212H233ZM8 214H9V212H8ZM42 214V213H41ZM85 214V213H84ZM112 214V213H111ZM124 214H125V212H124ZM176 214H178L177 212H176ZM180 214V213H179ZM206 214V213H205ZM207 214H210V216H212L211 214L212 213H210V211L208 210V213ZM230 214H232V213H230ZM130 215V214H129ZM184 215H185V212H184ZM190 215L192 216V214L190 213ZM202 215V214H201ZM216 216V218H218V216L219 215H217V214H215ZM233 215V214H232ZM234 215H235V213H234ZM14 216V215H13ZM12 216V217H13ZM19 216V215H18ZM38 216H40V215H38ZM82 216V215H81ZM100 216H102V214L100 215ZM108 216V215H107ZM183 216V214H181L180 215V217H179V219L180 220H182L181 219V217ZM186 216V215H185ZM184 216V217H185ZM196 216V215H195ZM194 216V217H195ZM203 216H204V212H203ZM228 216V215H227ZM236 216V215H235ZM243 216V214L238 218V219H240L241 217ZM247 216V215H246ZM245 215L243 216L244 218H248V217H246ZM11 217V218H12ZM104 217H105V213H104ZM103 217V218H104ZM126 217H128L127 215H126ZM170 217V216H169ZM206 217H207V215H206ZM229 217H230V215H229ZM233 217V216H232ZM5 218V217H4ZM10 218V217H9ZM40 218V217H39ZM86 218V217H85ZM106 218V217H105ZM191 218V217H190ZM228 218V217H227ZM227 218H225V221H226V219ZM235 218V217H234ZM102 218H100V220H101ZM128 219V218H127ZM185 219V218H184ZM183 219V220H184ZM194 219V218H193ZM203 219H205L204 217H203ZM233 219V218H232ZM34 220V219H33ZM79 220H81V219H79ZM90 220V219H89ZM88 220V221H89ZM169 220H170V218H169ZM168 220V221H169ZM172 220V219H171ZM188 220V219H187ZM196 220V219H195ZM209 220V219H208ZM213 220H214V217H213ZM230 220V219H229ZM262 220H264V219H262ZM10 221H11V219H10ZM15 221H16V219H15ZM39 221H41V220H39ZM57 221V220H56ZM55 221V222H56ZM87 221V222H88ZM94 220H92V221H90V222H93ZM134 221V222H135ZM175 221H176V219H175ZM179 221V220H178ZM203 221V220H202ZM205 221V220H204ZM210 221V220H209ZM208 221V222H209ZM212 221V220H211ZM225 221H224V223H225ZM233 222H234V220H232ZM231 221V222H232ZM260 221V220H259ZM34 222V221H33ZM125 222V221H124ZM182 223H183V221H181ZM184 222H185V220H184ZM216 222V221H215ZM25 222L23 221V224H24ZM72 224H73V222H71ZM77 223V222H76ZM186 223H188V221H186ZM197 223H198V221H197ZM218 223V222H217ZM223 223V222H222ZM240 223L241 222H239V220L238 221H236L234 224L232 223V225H233V227L231 228V224H229V225H231V226H229L231 229H229L228 228V230L227 229H225V230H227V231H225L223 234H222V236L221 237H219V234H218V240H215V239H211L210 240V238H208L209 240H205V238H204V240L205 241H203V240H197V241H192V242H187V243H179V244H177V245H174V246H172V247H168L167 249H156V248H154V247H151L149 244H148V242H150V240H151V237L150 236H146V238H143V239H145V243H144V246L142 247V256H143V254H144V256H145V258H150V259H153V258H156V260H158L157 258H161V257H164V259L163 260H172V259H175L176 260V262L178 263V264H219V263H222V264H250L251 262H252V258H253V253L252 252H250L249 250H243V249H241L240 247H241V245H242V243H240V242H238V232H239V230H241L240 229ZM9 224H11V223H9ZM35 224V223H34ZM83 224H85L84 222H83ZM93 224V223H92ZM134 224V223H133ZM178 224V223H177ZM180 224V223H179ZM190 225H191V223H189ZM203 224H205V222H203ZM202 224V225H203ZM207 225L209 224V223H206ZM206 224H205V227H206ZM213 224H214V222H213ZM226 225H227V223H225ZM242 224V223H241ZM45 225V224H44ZM93 225H95V224H93ZM167 225V224H166ZM174 225H175V223H174ZM185 225V224H184ZM198 225H200L201 226V223L199 224L198 223ZM72 226V225H71ZM173 226V225H172ZM180 226V225H179ZM193 226V225H192ZM216 226V225H215ZM222 226H224V225H222ZM221 226V227H222ZM12 227V226H11ZM76 227V226H75ZM97 227H98V224H97ZM96 227V228H97ZM123 227V226H122ZM135 227V226H134ZM176 227V226H175ZM184 227H186V226H184ZM187 227H188V225H187ZM198 227V226H197ZM218 227V226H217ZM216 227V229H218ZM220 227V228H221ZM13 228V227H12ZM21 228H23V225H22V227L20 226V229ZM37 228H38V226H37ZM41 228V227H40ZM40 228H38V229H40ZM70 228V227H69ZM179 229H178V231H180V227H178ZM199 228H202V227H199ZM198 228V229H199ZM211 227L210 226H208V230L210 229ZM68 229V228H67ZM140 229V228H139ZM155 229V228H154ZM159 229V228H158ZM187 229V228H186ZM203 229V228H202ZM222 229V231H223V229H224V227L223 228H221ZM5 230V229H4ZM13 230V229H12ZM44 230V229H43ZM65 230H66V228H65ZM69 230V229H68ZM79 230V229H78ZM141 230V229H140ZM185 230V229H184ZM195 230V229H194ZM220 230V229H219ZM219 230H218V233H219ZM252 230V229H251ZM31 231V230H30ZM72 231V230H71ZM73 231H75V230H73ZM72 231V232H73ZM155 231V230H154ZM154 231H152V232H154ZM157 231V230H156ZM190 231V230H189ZM198 231H200V230H198ZM202 231V230H201ZM204 231V230H203ZM20 232H22V231H20ZM34 232V231H33ZM36 233H37V235H38V237H39V235H41L42 233L40 232V230H38V231H35ZM40 232V234H38ZM66 232V231H65ZM70 232V231H69ZM83 232V231H82ZM136 232V231H135ZM135 232H134V234H135ZM141 232V231H140ZM146 232H143V234L145 233L146 234ZM152 232L150 233L149 232V235L150 234H152ZM181 232V231H180ZM205 232H206V230H205ZM204 232V233H205ZM1 233V232H0ZM45 233V232H44ZM74 233V232H73ZM79 233V232H78ZM113 235L111 236V238L112 239H114V242H113V248L114 249H118V248H122L123 247V245H124V242H125V240H126V238H127V235L129 234V233H133L132 231H130V230H126V229H124V228H121V229H119L118 231H116L115 233L114 232H111ZM182 233V232H181ZM207 233V232H206ZM53 234V233H52ZM66 234V233H65ZM75 234V233H74ZM137 234V233H136ZM148 234V233H147ZM156 234V233H155ZM154 234V235H155ZM173 234V233H172ZM201 234V233H200ZM203 234V233H202ZM201 234V235H202ZM210 234V233H209ZM261 234V233H260ZM9 235V234H8ZM22 235V234H21ZM77 235V234H76ZM80 235V234H79ZM84 235H85V233H84ZM198 235V234H197ZM196 235V236H197ZM204 235V234H203ZM220 235H221V232H220ZM257 235H259V234H257ZM45 236V235H44ZM63 236V235H62ZM70 236V235H69ZM74 236V235H73ZM82 236V235H81ZM108 236H109V234H108ZM205 236V235H204ZM208 236V235H207ZM213 236V235H212ZM215 237H216V235H214ZM248 236V235H247ZM3 237H4V235H3ZM36 237V236H35ZM41 237H43V236H41ZM40 237V238H41ZM48 238H49V236H47ZM106 237H107V235H106ZM110 237V236H109ZM244 237H245V235H244ZM260 237H262V236H260ZM46 238V237H45ZM44 238V239H45ZM67 238V237H66ZM66 238H65V240H66ZM110 238V239H111ZM136 238V237H135ZM217 238V237H216ZM68 239L69 238H67V241H68ZM74 239V238H73ZM137 239V238H136ZM245 239V238H244ZM248 239V238H247ZM257 239V238H256ZM40 240V239H39ZM61 240V239H60ZM64 240V241H65ZM135 240V239H134ZM179 240H183L182 238H180ZM186 240V239H185ZM261 240H262V238H261ZM30 241V240H29ZM45 241V240H44ZM63 241V242H64ZM104 241V240H103ZM109 241V240H108ZM242 241V240H241ZM3 242V241H2ZM66 242V241H65ZM105 242V241H104ZM172 242V241H171ZM263 242V241H262ZM57 242H55V244H56ZM241 245H240V244ZM39 244H41L40 242H39ZM64 244H66V243H64ZM104 244V243H103ZM110 244V243H109ZM60 245V244H59ZM68 245H71V244H68ZM67 245V246H68ZM105 245V244H104ZM139 245H140V242H139ZM139 245H138V247H139ZM172 245V244H171ZM247 245V244H246ZM256 245V244H255ZM10 246V245H9ZM14 246V245H13ZM13 246H12V248H11V246H10V248L11 249H13ZM56 246H58V245H56ZM76 246V245H75ZM169 246V245H168ZM78 247V246H77ZM157 247V246H156ZM245 246H244V243H243V248H244ZM256 247V246H255ZM15 248V247H14ZM71 248H73L72 246H71ZM141 248V247H140ZM139 248V249H140ZM39 248L37 247V245L35 244L34 246H33V248H31L30 249V251H29V253H30V257L29 258H32L33 259V261H35V259L36 258H38L39 256H40V254L41 253H38L36 250H38ZM69 249V248H68ZM108 249H110V248H108ZM108 249H106V250H108ZM245 249H246V247H245ZM18 250V249H17ZM60 250V249H59ZM19 251V250H18ZM57 252H58V250H56ZM67 251V250H66ZM110 251H111V249H110ZM139 251V250H138ZM255 251H257L256 249H255ZM14 252L15 253H17L15 250H14ZM13 252V253H14ZM61 252V251H60ZM65 252V251H64ZM69 252H71V251H69ZM117 252V251H116ZM119 253H120V251H118ZM117 252V253H118ZM129 252V251H128ZM128 252H125V251H123L122 252V254H118V256H115L116 257V260L117 261H119V259H121L120 257H121V255L122 256H124V258H122L124 261L125 260H127V259H132L133 257H135V256H133V255H129L128 254ZM28 253V254H29ZM56 253V252H55ZM115 253V252H114ZM137 253V252H136ZM257 253V252H256ZM256 253H255V255H256ZM19 254H21V253H19ZM75 254V253H74ZM258 254H259V252H258ZM257 254V255H258ZM9 255V254H8ZM7 255V256H8ZM18 255V254H17ZM62 255H63V253H62ZM68 255V254H67ZM76 255V254H75ZM115 255V254H114ZM114 255H113V257H114ZM13 256H14V254H13ZM12 256V257H13ZM20 256V255H19ZM139 256V255H138ZM11 257V256H10ZM9 257V258H10ZM23 257V256H22ZM64 257V256H63ZM75 258H76V256H74ZM92 257V256H91ZM90 257V258H91ZM137 257V256H136ZM26 258V257H25ZM66 258V257H65ZM79 258V257H78ZM87 258V257H86ZM85 258V259H86ZM98 259L100 258V257H97ZM0 259H1V257H0ZM22 259V258H21ZM58 259V258H57ZM59 259H61V258H59ZM83 259V258H82ZM96 259V258H95ZM94 259V260H95ZM106 259V258H105ZM114 259V258H113ZM122 259H121V261H122ZM161 259V261H163ZM9 260V259H8ZM63 260V258L61 259V261ZM79 259H77V261H78ZM87 260H88V258H87ZM134 260V259H133ZM154 260V259H153ZM174 260V261H175ZM3 261V260H2ZM64 261V260H63ZM83 261H84V259H83ZM99 261H101V260H99ZM151 261V260H150ZM160 261V260H159ZM39 262H41V261H39ZM45 262V261H44ZM89 262V261H88ZM94 262V261H93ZM128 262H129V260H128ZM155 262H157V261H155ZM171 262V261H170ZM258 264H264V253H263V258L262 257H258ZM81 263H83L82 261L80 262V264ZM91 263V262H90ZM97 263H98V261H97ZM153 263V262H152ZM57 264V263H56ZM105 264V263H104ZM123 264H124V262H123ZM138 264V263H137ZM165 264V263H164ZM167 264H169V263H167Z\"/></svg>",
	"mask_w": 264,
	"mask_h": 264
}]
</instances>
